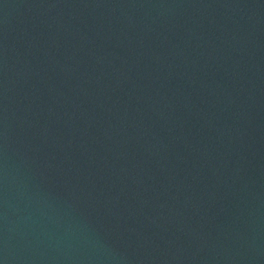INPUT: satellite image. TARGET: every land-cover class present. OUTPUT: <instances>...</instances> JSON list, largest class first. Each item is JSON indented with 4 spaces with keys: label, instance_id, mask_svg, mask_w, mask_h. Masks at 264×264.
<instances>
[{
    "label": "water",
    "instance_id": "1",
    "mask_svg": "<svg viewBox=\"0 0 264 264\" xmlns=\"http://www.w3.org/2000/svg\"><path fill=\"white\" fill-rule=\"evenodd\" d=\"M0 264H264V0H0Z\"/></svg>",
    "mask_w": 264,
    "mask_h": 264
}]
</instances>
